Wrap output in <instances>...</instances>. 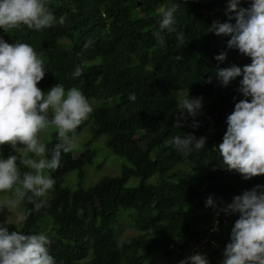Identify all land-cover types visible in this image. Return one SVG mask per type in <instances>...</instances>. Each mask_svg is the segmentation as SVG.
<instances>
[{"label": "trees", "instance_id": "16d2710c", "mask_svg": "<svg viewBox=\"0 0 264 264\" xmlns=\"http://www.w3.org/2000/svg\"><path fill=\"white\" fill-rule=\"evenodd\" d=\"M175 2V28L184 33L183 44L175 32L158 27L160 10L173 0H46L48 10L57 20L63 17V23L39 31L26 26L0 29L6 42L31 45L49 69L38 87L75 86L93 103L88 117L91 136L83 151L62 153L60 166L46 170L55 184L45 205L32 211L33 205L23 200L20 208L27 218L20 225L7 224L10 230L45 233L56 264H146L159 248L171 255V246L200 244L214 227L220 229L227 219L233 224L238 218L223 213L214 218L211 207H204L209 195L218 204L220 199L228 203L233 196L264 185V174L244 180L220 167L216 148L227 115L242 97L235 91L240 78L222 86L215 68L250 63L249 57L227 48L228 37L208 31L213 21L225 22L231 15L225 14L227 0ZM241 6L247 7V0H241ZM157 31L163 44L154 36ZM220 52L226 53V59L218 63L214 57ZM77 65L82 73L73 78ZM209 77L211 82H206ZM130 93L134 101L129 100ZM187 94L203 98L195 129L190 127L191 117L180 127L175 125L178 103ZM82 128V124L77 127L75 136ZM187 133L206 136L205 148L188 156L179 153L172 138ZM101 137L125 164L118 175L83 188L85 167L96 155L89 145ZM57 142L55 131L46 149L50 151ZM21 148L5 144L0 154H17ZM180 167L182 171L173 178ZM72 171L79 181L70 190L62 182L63 175ZM152 177L154 182L147 183ZM131 178L139 183L127 188ZM124 216L143 235L118 244L116 227ZM205 246L210 249L205 253L210 264H220L223 250L209 242Z\"/></svg>", "mask_w": 264, "mask_h": 264}, {"label": "clouds", "instance_id": "9594fccd", "mask_svg": "<svg viewBox=\"0 0 264 264\" xmlns=\"http://www.w3.org/2000/svg\"><path fill=\"white\" fill-rule=\"evenodd\" d=\"M177 7L173 0L170 7L160 10L158 27L161 31L175 32L176 39L183 44L184 33L175 28ZM225 14L228 19L213 21L208 31L228 37L227 48L249 57L250 63L215 68V77L222 86L240 78L235 91L242 97L227 115L226 130L216 148L220 167L248 180L264 174V0H247V7L241 6V0H227ZM55 22L63 23L64 18L57 20L48 10L46 0H0V29L4 32L21 26L39 31ZM154 36L164 43L160 31ZM214 58L222 62L226 53L220 52ZM47 70L31 45L8 43L0 37V146L7 144L14 150L23 146L32 153V157L0 154V192L14 193L0 201V211H11L23 200L33 205L32 211L45 205V197L55 184L45 170L54 171L60 166L61 154L75 147L77 127L93 111L89 99L78 87L65 89L57 83L46 92L38 87ZM81 73L82 68L77 65L72 76L76 78ZM206 82H211V77ZM129 100H135L133 93L129 94ZM233 100L236 101V96ZM202 107V97L187 94L178 103L175 125L180 127L191 117L190 127L197 128L199 122L195 118ZM49 126L55 127L58 141L50 151L39 138ZM206 141V136L197 137L193 133L172 138L173 146L184 156L205 148ZM18 164L31 171L22 172ZM204 207H211L217 214L238 217L232 224L220 264H264V185L245 190L228 203L220 199L218 204L209 195ZM26 218V213L16 216L18 222ZM218 230L214 227L201 241L202 252L191 253L178 264H210L203 253L205 243L215 246L210 236ZM48 245L49 237L43 232L10 230L5 221L0 222V264H56Z\"/></svg>", "mask_w": 264, "mask_h": 264}, {"label": "rangeland", "instance_id": "374dc122", "mask_svg": "<svg viewBox=\"0 0 264 264\" xmlns=\"http://www.w3.org/2000/svg\"><path fill=\"white\" fill-rule=\"evenodd\" d=\"M210 0H201L203 3H208ZM43 91L49 90L51 87H40ZM92 107L93 103L90 102ZM88 125L90 126V121L87 119L82 122V130L81 132L75 136V147L70 151L74 155H79L80 152L83 151L84 143L90 139V132L88 129ZM56 131L54 126H49L45 130H43L39 134L40 141L46 145V143L50 140L51 135ZM104 138L101 137L95 140L93 143L89 145V149L95 150L96 155L93 160V163L90 166L85 167V176L81 182V187L88 188L97 182L99 179L103 177H113L119 174V170L122 164H125V159L117 156L108 150L104 144ZM32 153L27 152V150L22 146L21 150L17 153V155H23L27 157H32ZM34 158V157H33ZM31 170V169H30ZM182 171L180 167L172 173V177L176 178L179 175V172ZM46 174V170H45ZM154 177L148 179L147 183H153ZM78 176L76 171H72L63 175L62 185L70 190L76 189L78 187ZM139 183L138 178H131L128 180L125 185L127 188L135 187ZM13 190H9L7 192H0V201H2L5 197H11L13 195ZM22 213L19 205L8 211L7 209L0 211V222L5 221L7 224L12 223L15 225H20L22 221L18 222L16 220V216ZM232 227V221L227 219L220 228V231L213 232L210 239L213 240L215 246L218 249H224L226 243L229 240V234ZM140 234L132 225V222L126 216L121 217L119 219L118 225L116 227V240L118 244L129 240L132 237L140 236ZM202 244H195L194 242H187L180 247H170L172 250L171 255H167L163 248H159L155 250L152 257L146 262V264H178L181 259H184L186 256L190 255L193 252H202L201 250ZM205 248L203 253H209L210 249Z\"/></svg>", "mask_w": 264, "mask_h": 264}, {"label": "built area", "instance_id": "2783aa9c", "mask_svg": "<svg viewBox=\"0 0 264 264\" xmlns=\"http://www.w3.org/2000/svg\"><path fill=\"white\" fill-rule=\"evenodd\" d=\"M211 209H212V208H211ZM212 211H213L215 217H219V216H220V213L217 214L213 209H212Z\"/></svg>", "mask_w": 264, "mask_h": 264}]
</instances>
